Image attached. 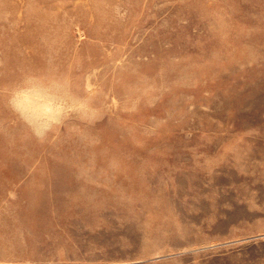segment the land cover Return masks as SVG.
<instances>
[{
	"label": "rangeland",
	"instance_id": "374dc122",
	"mask_svg": "<svg viewBox=\"0 0 264 264\" xmlns=\"http://www.w3.org/2000/svg\"><path fill=\"white\" fill-rule=\"evenodd\" d=\"M0 264H264V0H0Z\"/></svg>",
	"mask_w": 264,
	"mask_h": 264
},
{
	"label": "clouds",
	"instance_id": "9594fccd",
	"mask_svg": "<svg viewBox=\"0 0 264 264\" xmlns=\"http://www.w3.org/2000/svg\"><path fill=\"white\" fill-rule=\"evenodd\" d=\"M35 79H43L51 94L57 99L50 109L34 120L17 108L14 99L18 91H23L30 86L29 80ZM5 95L11 112L38 143L47 142L70 120L91 124L99 116L94 95L91 92H85L82 86L69 75L60 73L55 68L46 69L42 73H22L17 81L7 87Z\"/></svg>",
	"mask_w": 264,
	"mask_h": 264
}]
</instances>
